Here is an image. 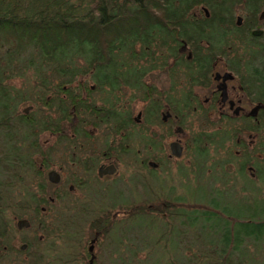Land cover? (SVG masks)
<instances>
[{"label": "rangeland", "instance_id": "1", "mask_svg": "<svg viewBox=\"0 0 264 264\" xmlns=\"http://www.w3.org/2000/svg\"><path fill=\"white\" fill-rule=\"evenodd\" d=\"M239 8L237 7L234 11L238 12ZM261 8L264 6L262 5ZM137 47L138 45L135 51H138ZM188 48L192 50V47ZM154 53L166 54V51L160 48L155 49ZM38 57L36 49L30 47L20 53L10 66H6L10 68L5 70L6 74L7 72L12 74V77H8L6 81L12 106L11 120L8 123L11 126L9 133L12 135V140L7 138L8 134L4 130H0V151L2 153L0 161L8 166L11 162L9 155L15 154L17 159L18 156H22L25 157L24 160H31L32 164L34 156L39 155L37 152L43 149L47 152L46 156L51 159L48 168L56 169L59 163H63V152L74 145V142L71 140L64 142L58 137L49 135L46 131L39 130L41 121L57 119V111L53 107L43 106L38 100L41 97L40 93H42L41 98L47 96L50 99L53 95L51 86L44 92L38 91L37 84L40 83L38 73L41 72L43 78L51 73L45 67L38 69L42 63ZM133 62L129 61V63ZM139 62L145 65L143 61ZM75 63L79 65L82 61L77 58ZM184 70V68L175 70L174 75L177 79L179 78L178 80L183 79L181 73ZM139 82H143L144 86L154 84L156 88H163L167 83V78L160 68L155 67V69L146 70L139 77ZM142 91L134 89L125 91L124 87L109 91L103 87L102 90L95 91L91 95L94 104L101 106L102 110L111 111V120L112 118L122 119L124 115L131 118L137 111L142 112L145 138L149 137V131H155L158 134L153 143L156 149L144 150L143 158L159 163V166L150 171L144 165L142 177L137 179L134 165L129 164V154H121L120 167L126 166L127 174L122 175L119 170L112 179L115 183L109 194H101L95 200L86 201L83 205L85 214L71 216L74 212L73 205H71V208L67 207L69 216H66L61 212L60 201L42 203L45 207L44 211L33 210L37 196L56 193L64 184L51 185L48 183L46 169L36 175L31 171L32 168L23 167V165L16 166L11 176L3 171V167H0V208L3 209L2 216L0 215V227L5 226V236L0 240V248L2 249L3 245L18 248L21 243H27L24 250L16 254V260L13 257L14 251L9 255H0V264H73L70 259L73 256L81 257L80 254L86 251L87 241L95 231L90 229L89 224L92 219L96 218L97 221L106 218V223L108 222L106 226L110 223L112 227L110 226V232L102 233L97 237L93 250L94 264H202L211 247L215 246L214 242L209 244L207 240L220 238L218 233L217 236H213L212 229L208 227L222 231L221 220L211 217L205 221L206 223H198L197 226L191 227L182 223V217L167 215L148 213L129 219L125 210L121 209V205L125 204L127 207L140 202L146 209L174 207L163 198L169 197L179 198L187 203L196 202L199 203V209H206L200 204L205 201L208 203L210 198H214L220 202V205L225 204L231 210L237 211L239 204L247 202L244 198L249 199L254 194L257 198L264 197V182L261 184L256 180L255 173H253L256 170L252 166V160L249 159L250 161L244 165V173H239L240 163L245 160V156L241 146L234 143L235 137L239 136L244 145L243 148L251 155L247 141L251 140V146L256 147L264 143V127H260L258 132L248 133L243 130V124L240 121L224 123L193 118L179 123L181 132L175 130L173 123L148 125L145 123L148 117L145 102L134 98L135 101L129 102L126 107L124 102L125 94L127 97L130 93L141 97ZM23 115L28 120L24 121ZM86 119L93 120L90 116H86ZM111 120L109 123L112 122ZM86 128L90 129V125ZM133 129L137 131V127ZM100 130L103 131L99 132L98 129L94 134L96 146L103 147L110 145L109 143L111 145L120 143L121 140L117 136L119 131L112 133L103 127H100ZM212 132L215 134L210 143L198 141L196 146L194 145V138L202 140L206 134ZM104 137L107 139L104 140ZM137 137L138 132L133 139H130L134 148L138 143ZM174 137L182 139L184 149L179 158L168 159L165 152L168 153V143ZM202 146L205 147L208 155L199 157L195 149L198 150ZM46 149L50 152L48 153ZM3 155L9 157L4 160ZM260 156V158L263 157L262 153ZM247 166L251 167L248 171ZM44 186L45 191L40 192L38 188H44ZM218 193L224 194L218 196ZM189 206L186 205L188 208L184 209L193 208ZM74 207L77 209L76 204ZM188 217H192L190 212ZM22 219L27 222V226L16 228L17 222ZM229 222L233 223L234 220ZM200 224H206L207 227H201ZM77 239H79L78 242ZM260 248L263 250V247L260 246ZM246 250V254L252 256L249 264H264L263 252L257 250L253 255L254 246L252 245ZM36 257L40 258L38 262L35 261ZM85 259L87 262L88 255ZM191 260H197L200 263Z\"/></svg>", "mask_w": 264, "mask_h": 264}, {"label": "trees", "instance_id": "2", "mask_svg": "<svg viewBox=\"0 0 264 264\" xmlns=\"http://www.w3.org/2000/svg\"><path fill=\"white\" fill-rule=\"evenodd\" d=\"M248 1L254 9L264 2V0ZM212 4H216L215 0H0V130L8 134V139L11 138L12 135L9 133L11 126L8 123L11 120L12 106L6 81L8 77H12V74H9L10 72L6 74L5 70L10 69L6 66H10L12 61L27 48L36 49L38 59L42 61L39 70L45 67L51 71L44 78L41 77V72H37L40 76L38 91L44 92L51 86V89L66 94V98H54L48 101V107L58 103V109L60 108L62 114L66 116L69 104L74 103L72 92L76 89L74 85L76 76L86 75L84 71H93L87 75L96 85H107L111 89H116L121 82L127 80L130 85H135L146 70L157 66L165 67L167 58L171 54L175 59L174 67L183 65L181 54L172 51L181 49L180 38L186 40L188 47L199 49L202 30L200 31L199 26L190 25L193 22L188 19L201 17L202 13L199 15L193 13L199 5H206L213 12ZM179 20L185 23H180ZM136 45L138 51H135ZM160 48H164L166 54L154 53L155 49ZM77 58L82 61L79 65H75ZM130 60L134 62L129 63ZM139 61H143L145 65H141ZM123 70L129 73L127 80L121 75ZM63 86L65 88H62ZM40 96L42 97V93ZM41 97L38 100L45 104L44 98ZM23 119L28 120L25 115ZM260 127H264L261 121L249 125L248 129L258 132ZM116 130H119V126L114 129ZM214 134L215 132L206 134L202 140L194 138L193 143L195 146L198 141L210 143ZM195 151L199 157L208 155L204 146ZM242 151L245 160L240 163L239 173L243 174L244 164L252 160V166L256 170L253 173L256 180L262 184L264 143H260L257 147L252 146L251 155L245 148ZM14 155H9L11 162L8 165L12 169L15 165L12 164ZM9 156L3 155L2 158L5 160ZM0 167L6 168L7 165L0 161ZM223 194L218 193V196ZM163 198L174 207L146 209L143 204L137 202L127 207L123 204L121 209L125 210L129 219L148 213L167 215L182 217V223L191 227L197 226L198 223H206L205 221L211 217L221 220L222 231L208 227L212 229L213 236H217L218 233L220 238L207 240L209 244L214 242L215 246L211 247L202 264H249L252 256L246 254V249L250 245L254 246L253 255L257 250L264 253V197L257 198L254 194L249 199L244 198L245 202L252 204L241 203L237 211L231 210L225 204L220 205L219 201L210 197L208 203L205 201L200 204L206 209H199V203L196 202L187 203L179 198ZM42 203L50 202L45 200ZM186 205L193 208L185 210L184 208H188ZM189 212L191 218L188 217ZM2 213L3 209L0 208L1 216ZM230 220L234 222L230 223ZM106 221V218L101 221H97V218L90 221L89 227L95 230L93 232L96 237L110 232L111 224L106 226L108 223ZM200 226L207 227L206 224ZM16 228L19 229L17 224ZM4 232L3 225L0 227V240L4 238ZM81 247L83 249V245ZM21 250L24 248L3 245L2 249L0 248V255H9L14 251L13 257L16 260L15 256ZM90 252L86 248V251L80 254L81 257L73 256L70 261L73 264H94V259L89 261L90 256L94 255ZM87 255L89 257L85 262ZM201 256L203 257L204 254L202 253ZM39 260V257L35 258L36 262Z\"/></svg>", "mask_w": 264, "mask_h": 264}, {"label": "flooded vegetation", "instance_id": "3", "mask_svg": "<svg viewBox=\"0 0 264 264\" xmlns=\"http://www.w3.org/2000/svg\"><path fill=\"white\" fill-rule=\"evenodd\" d=\"M215 2L216 4H212L213 12L206 5H199L193 13L198 15L202 13L201 17L188 19L193 22L190 25L199 26L200 31L202 30L199 49H189L186 40L180 38L181 49L172 52L180 53L184 64L174 67L175 59L171 54L167 58L165 67L157 66L167 78L163 88H156L154 84L144 86L139 80L135 81V85H130L127 80L129 73L125 70L121 71V75H124L127 81L121 82L116 89H111L107 85H96L87 75L93 71H84L86 75L76 76V82H74L76 89L72 92L74 103L69 104L68 115H63L61 109H58V103H55L50 107L57 111V119H46L40 122V131H46L64 142H70V140L74 142V145L63 152V163H59L56 169L48 168L51 159L46 156V151L40 149L37 152L39 155L34 156L33 165L31 160H24L25 157L22 156H18L17 159L14 155L13 169L9 165L6 168L3 167V171L11 176L16 166L32 168L31 171L36 175L46 169L48 183L64 184L56 193L37 196L33 210L44 211L42 202L48 200L50 203L60 201L61 212L66 216H69L67 212L71 205L74 210L71 216L85 214L83 205L86 201L95 200L101 194H109L115 183L112 179L119 170L122 175L127 174L128 168L120 167L121 154H129V164L134 165L137 179L142 177L144 165L150 171L159 166V163L143 158L144 150L156 149L153 143L158 134L155 131H149V137L145 138L140 110L131 118L124 115L122 119L112 118L111 120V111L102 110L101 106L92 101L91 94L102 90L103 87L109 91H116L119 87H124L125 91L143 90L141 97L134 96L133 93L127 97L125 94V107L135 99L145 102L144 106L147 107L145 110L148 114L145 119L146 124L173 123L177 132L182 131L179 123H184L190 118L224 123L240 121L243 124V130L248 133L251 132L248 129L249 125L260 120L264 121V8H261L264 2L260 3L256 9L248 0H227L226 2L215 0ZM237 7H240L238 12L234 11ZM178 22L185 23L181 20ZM178 68L185 69L181 73L183 79L180 80L174 75ZM52 93L50 99L47 96L44 98L43 106L48 107V101L54 98H66V94L57 92L55 89H52ZM86 116L92 117L93 120H87ZM109 120L112 122L109 123ZM89 125L90 129H87ZM118 126L119 130L116 131H119L117 136L121 140L120 143L113 145L109 143L110 145L103 147L94 144L95 132L98 129L99 132L103 131L100 127L108 132L117 133L114 129ZM133 127H137V131ZM136 132H138V143L134 148L130 139L135 137ZM248 136L250 137L249 134ZM106 139L107 137H104V140ZM181 140L179 137H174L169 141L168 153L165 152L166 158L180 157L184 149ZM172 142H176L179 146L178 156L173 155L170 150ZM247 142L251 150V140L248 139ZM234 143L243 149L244 145L239 136L235 137ZM150 162L153 165H150ZM110 166L113 167L111 173L106 171ZM246 168L251 169L250 166ZM51 171L57 174L56 181L48 176ZM38 190L44 192L45 186L39 187ZM75 204L77 209L74 207ZM96 242L97 237L94 233L92 237H89L86 247L88 249V246H91L88 250L92 254H94ZM26 245L27 243L23 242L19 246L25 248ZM92 256L94 259L95 254Z\"/></svg>", "mask_w": 264, "mask_h": 264}, {"label": "water", "instance_id": "4", "mask_svg": "<svg viewBox=\"0 0 264 264\" xmlns=\"http://www.w3.org/2000/svg\"><path fill=\"white\" fill-rule=\"evenodd\" d=\"M177 149H178V150H177ZM170 150H171V152H172L173 155H176V156L179 155V146H178V144H177L176 142H172V143L170 144ZM149 164H150V165H153V163H151V162H150ZM106 171L109 172V173H111V172L113 171V167H112V166L108 167V168L106 169ZM48 176H49L50 178H54L53 181H56L57 174H56L55 172H53V171L49 172ZM21 226H24V227L27 226V222H26L25 220H23V219H22V220H19V221L17 222V227H21ZM22 247H23V245H22ZM90 248H91V246L89 245V246H88V249L90 250ZM92 257H93V256L91 255L90 258H89V261H91Z\"/></svg>", "mask_w": 264, "mask_h": 264}]
</instances>
